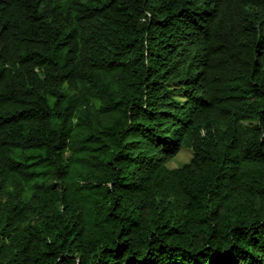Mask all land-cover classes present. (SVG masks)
<instances>
[{"label":"trees","instance_id":"obj_1","mask_svg":"<svg viewBox=\"0 0 264 264\" xmlns=\"http://www.w3.org/2000/svg\"><path fill=\"white\" fill-rule=\"evenodd\" d=\"M0 264H264V0H0Z\"/></svg>","mask_w":264,"mask_h":264},{"label":"rangeland","instance_id":"obj_2","mask_svg":"<svg viewBox=\"0 0 264 264\" xmlns=\"http://www.w3.org/2000/svg\"><path fill=\"white\" fill-rule=\"evenodd\" d=\"M193 154L189 148L184 147L178 155L172 157L167 162V167L170 169H175L183 166L186 163H189L192 159Z\"/></svg>","mask_w":264,"mask_h":264}]
</instances>
